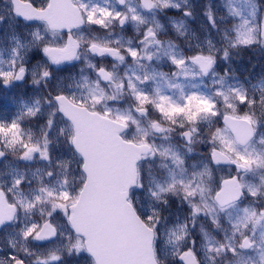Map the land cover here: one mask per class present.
I'll return each instance as SVG.
<instances>
[{
	"label": "snow or ice",
	"instance_id": "snow-or-ice-1",
	"mask_svg": "<svg viewBox=\"0 0 264 264\" xmlns=\"http://www.w3.org/2000/svg\"><path fill=\"white\" fill-rule=\"evenodd\" d=\"M245 52L264 0H0V264H264Z\"/></svg>",
	"mask_w": 264,
	"mask_h": 264
},
{
	"label": "trees",
	"instance_id": "trees-1",
	"mask_svg": "<svg viewBox=\"0 0 264 264\" xmlns=\"http://www.w3.org/2000/svg\"><path fill=\"white\" fill-rule=\"evenodd\" d=\"M255 65L254 72L260 73L264 70V59H261L260 54L258 52H245L242 54V67L251 68L252 65ZM1 103V102H0ZM3 105V104H0Z\"/></svg>",
	"mask_w": 264,
	"mask_h": 264
},
{
	"label": "rangeland",
	"instance_id": "rangeland-1",
	"mask_svg": "<svg viewBox=\"0 0 264 264\" xmlns=\"http://www.w3.org/2000/svg\"><path fill=\"white\" fill-rule=\"evenodd\" d=\"M12 96H13L12 92L0 91V102H1L0 104H3V105L10 107V101H11Z\"/></svg>",
	"mask_w": 264,
	"mask_h": 264
}]
</instances>
